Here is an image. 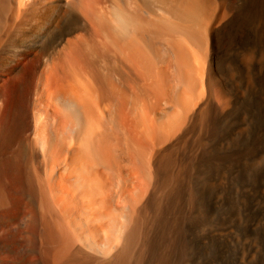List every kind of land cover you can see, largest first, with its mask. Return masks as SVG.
I'll list each match as a JSON object with an SVG mask.
<instances>
[{"label": "bare ground", "instance_id": "1", "mask_svg": "<svg viewBox=\"0 0 264 264\" xmlns=\"http://www.w3.org/2000/svg\"><path fill=\"white\" fill-rule=\"evenodd\" d=\"M0 264H264V0H0Z\"/></svg>", "mask_w": 264, "mask_h": 264}, {"label": "rangeland", "instance_id": "2", "mask_svg": "<svg viewBox=\"0 0 264 264\" xmlns=\"http://www.w3.org/2000/svg\"><path fill=\"white\" fill-rule=\"evenodd\" d=\"M189 71H191V72H188V71H186V73L184 74V75H186L185 76V83H184V89L185 90H187L188 88V92L190 91V89H191V87H193L192 85H194L195 83V86L193 87V88H197V83H198V80H199V75H198V71L196 72L195 70H189ZM195 71V72H194ZM188 72V73H187ZM196 73V74H195ZM196 81V82H195ZM188 83H190V85L188 84ZM187 86H186V85ZM188 85L190 86V87H188ZM143 88H141V90H142ZM194 91V90H196V89H191V91ZM190 91V92H191ZM143 94H148V92L146 91L145 92V90L143 89ZM131 104V103H130ZM115 105H116V103L113 105V108H115ZM138 107H139V105H138ZM140 110V108H138V110H137V108L136 109H134V111H133V113L135 114V116H140V112H137L138 114H136V111H139ZM57 113V112H56ZM133 114V115H134ZM55 118L56 119H54L56 122H58V124H59V126H61L62 127V136H61V139H60V146H61V148H62V150H64L65 152L67 151V150H70L69 152H66V154L68 153L69 154V156H72V154H73V152H75V150H76V148H77V133H75V132H71L70 130H68V129H66V126L67 127H71V124H70V120H69V118H66V117H63L61 114H59V113H57V114H55ZM62 118V119H61ZM51 119V118H50ZM65 119V120H64ZM58 120V121H57ZM51 122V123H50ZM50 122H47V126H48V129H50L51 128V126H52V123H53V119H51V121ZM70 125V126H69ZM69 132H67V131ZM71 132V133H70ZM67 134V135H66ZM71 134V135H70ZM72 135L74 136V137H72ZM64 136V137H63ZM72 138V139H71ZM75 138V139H74ZM64 139V140H63ZM74 139V140H73ZM67 140V141H66ZM71 140V141H70ZM72 140H73V142H72ZM76 140V141H75ZM62 141V142H61ZM75 141V142H74ZM66 142V143H65ZM70 142V143H69ZM72 142V143H71ZM75 144V146H74V144ZM129 143H130V141H129ZM128 144V143H127ZM74 146V147H73ZM128 146H131V143H130V145H127L126 147L127 148H130V147H128ZM76 147V148H75ZM123 148V147H122ZM121 148V149H122ZM73 151V152H72ZM67 154V155H68ZM147 160V156H145L144 158H142V162H144V164H145V161ZM104 164V163H103ZM124 164H126V163H124ZM97 165H102V163H98ZM105 165V164H104ZM104 165H102V166H100L101 167V169H100V167L98 166V168L96 167V165H92V168L91 169H94V167H95V169L94 170H99V172H101V173H103L104 175H105V178H106V182L108 183H106L107 185H106V187H105V193L108 195V201H107V206H106V204L104 205V207H108L109 205H110V207H108L107 209H109L110 210V212L112 211V212H115L116 211V193H115V191H116V188H117V185H116V182H115V177L113 176L114 175V173L113 172H115V167L114 166H111V168L112 167H114V169L115 170H112L111 168V170L113 171V172H111V175L109 174L110 172L109 171H111L107 166H104ZM77 166V165H76ZM107 169H109L108 171L106 170V168ZM104 168V169H103ZM107 171V172H106ZM105 172V173H104ZM106 173H108V174H106ZM147 173H148V169H147V167H146V176H150L151 174L149 173L148 175H147ZM73 174V173H72ZM108 175V176H107ZM148 176V177H149ZM112 177V178H111ZM115 186V187H114ZM105 194V195H106ZM104 194L103 195H101L102 197H104L105 196ZM101 198V197H100ZM83 198L81 197V199H80V201L82 202V203H84V200H82ZM101 200H102V198H101ZM100 203H102V201H100ZM103 207V208H104ZM101 210H103L102 208H101ZM116 213V212H115ZM108 216H105V218L102 220V222L103 223H107V224H110V223H112V221H113V218L115 217V215L114 214H107ZM108 217V218H107ZM106 221V222H105ZM101 222V223H102ZM110 222V223H109ZM99 222H94L93 224L94 225H99L98 224ZM103 237V236H102ZM103 239H104V237H103Z\"/></svg>", "mask_w": 264, "mask_h": 264}]
</instances>
